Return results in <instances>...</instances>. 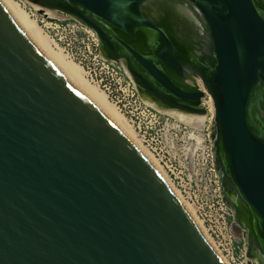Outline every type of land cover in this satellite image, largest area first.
I'll return each mask as SVG.
<instances>
[{"label": "water", "instance_id": "water-1", "mask_svg": "<svg viewBox=\"0 0 264 264\" xmlns=\"http://www.w3.org/2000/svg\"><path fill=\"white\" fill-rule=\"evenodd\" d=\"M152 1L35 2L83 22L108 51L120 45L136 84L173 110L204 115L210 95L222 188L264 264V0H188L206 33L198 43L150 19ZM186 42L206 92L179 63ZM0 264H224L150 162L1 3Z\"/></svg>", "mask_w": 264, "mask_h": 264}, {"label": "built area", "instance_id": "built-area-1", "mask_svg": "<svg viewBox=\"0 0 264 264\" xmlns=\"http://www.w3.org/2000/svg\"><path fill=\"white\" fill-rule=\"evenodd\" d=\"M64 15L65 19L46 18L43 26L53 45L77 63L84 77L127 118L182 198L194 208L224 259L229 264H248L234 231L233 210L223 196L210 129L199 131L148 104L123 65L104 55L98 34L77 18Z\"/></svg>", "mask_w": 264, "mask_h": 264}, {"label": "bare ground", "instance_id": "bare-ground-1", "mask_svg": "<svg viewBox=\"0 0 264 264\" xmlns=\"http://www.w3.org/2000/svg\"><path fill=\"white\" fill-rule=\"evenodd\" d=\"M0 3L42 56L61 74L68 84L90 102L99 112H101L150 162L188 211L223 263L226 264L216 246L206 234L202 222L197 218L193 207L187 203L174 188L162 165L139 140L134 128L128 122L127 118L108 102L105 94L98 87L91 84L84 77L83 70L77 63L69 59L62 50H58L53 45L52 41L45 34L43 28L39 25L36 19H33L30 13H28L18 2L15 0H0ZM143 10L150 19L171 27L180 37H189L196 41V43L203 39L205 40L206 38L202 16L198 9L188 0L152 1L147 3ZM201 81L202 80L198 75L193 72L188 73L189 85L202 90ZM147 103L150 104L149 102ZM150 105L152 106V104ZM179 118L185 122H195L197 119L196 116L187 114H180ZM199 119L201 123L204 122V118ZM198 124L197 128L201 127L200 125L198 126ZM232 199L235 203L237 202V196L234 193L232 194Z\"/></svg>", "mask_w": 264, "mask_h": 264}, {"label": "rangeland", "instance_id": "rangeland-1", "mask_svg": "<svg viewBox=\"0 0 264 264\" xmlns=\"http://www.w3.org/2000/svg\"><path fill=\"white\" fill-rule=\"evenodd\" d=\"M16 2H18L28 13L30 14H33L34 17H32L33 19H36L38 20L39 22L42 21L43 23H39V25L43 28V26L46 25L47 23V20L46 18L48 17H51V18H54V19H65L66 16L58 11H55V10H51V9H48V8H45L43 6H40L39 4H37L35 1L33 0H15ZM202 83V81H201ZM202 90H205V87L202 83ZM207 94V93H206ZM203 105H204V108L207 109V113L204 114V115H200V114H194V113H188V112H182V111H178V110H173V109H170V110H165V109H161L159 108L158 106L157 109H159L161 112H164L170 116H172L175 120L187 125V126H190V127H193L199 131H204L205 129H210V131L212 132V135H213V138L215 136V111H214V106H213V101L210 97V95L207 94L206 98L204 99L203 101ZM153 106V105H152ZM155 107V106H153ZM155 107V108H156ZM178 113V114H177ZM180 114H187V115H194L197 117L196 121L195 122H185L183 120H181L179 118V115ZM199 118H204V122L201 123L199 120ZM181 120V121H180ZM199 121V122H198ZM192 123V124H191ZM200 123V124H198ZM196 124V125H195ZM197 124L198 126L200 125L201 127H198L197 128ZM158 161L159 159L156 158ZM159 163L162 165L164 171L166 172L163 164L159 161ZM167 174V172H166ZM168 176V175H167ZM169 178V177H168ZM170 179V178H169ZM171 181V180H170ZM172 183V181H171ZM172 185L174 186V184L172 183ZM174 188L176 189V187L174 186ZM177 190V189H176ZM223 190V196L225 195V190L222 188ZM178 193L180 194L179 190H177ZM181 196V194H180ZM182 197V196H181ZM227 202V201H226ZM188 203V202H187ZM227 204L229 205V203L227 202ZM230 206V205H229ZM230 208L233 210V214H234V219H235V224H234V231L236 233V236H237V239L239 241V244L240 246L244 249V252L247 253V256H246V260L247 262H249L250 259H252L256 264H260L256 258V254L254 252L251 253V255L249 254V239H248V236H246V233L243 232V229L240 227L237 226V216L235 214V211H234V208H232L230 206ZM194 209V208H193ZM195 211V210H194ZM196 214V213H195ZM197 216V215H196ZM198 218V217H197ZM213 242V241H212ZM218 250V249H217ZM219 252V251H218ZM220 253V252H219ZM221 255V253H220ZM222 256V255H221ZM222 258L224 259V257L222 256ZM224 261L226 262V264H229V262H227L225 259Z\"/></svg>", "mask_w": 264, "mask_h": 264}, {"label": "flooded vegetation", "instance_id": "flooded-vegetation-1", "mask_svg": "<svg viewBox=\"0 0 264 264\" xmlns=\"http://www.w3.org/2000/svg\"><path fill=\"white\" fill-rule=\"evenodd\" d=\"M33 1H37V0H33ZM61 13V12H60ZM129 42V41H128ZM186 46V47H185ZM103 53L104 55L107 57V58H119V62L123 65V67L127 70V67H128V61L125 59V50L120 46V45H117L116 46V50L115 52H110L108 51L106 48H104L103 46ZM186 54V55H185ZM189 54V44L186 42V44H184V48H182L180 50V55H178V60H179V63L182 65V67L189 72H193L194 74H196L195 72V69L191 68L190 67V64L188 62V58H187V55ZM186 56V57H185ZM186 62V63H185ZM185 65V66H184ZM128 71V70H127ZM197 75V74H196ZM175 80H177L176 77H174ZM188 82V81H187ZM136 83V82H135ZM137 85V84H136ZM137 88L139 90V93L141 94V96L147 101L149 102L150 104L152 105H155V106H158L159 108L161 109H165V110H170V109H173L171 104L166 100V99H163L162 97H160V95L156 94V91L155 93L154 92H150V91H146L144 90L140 85H137ZM230 188V187H229ZM225 190V195H224V198L225 200L229 203V205L232 207V206H235V214L237 216V226L240 228L243 229V232L246 233V236H248V232L246 231L245 229V223L246 220H245V217H244V213H245V210L243 208L242 205H238V203L234 202L233 199H232V194H233V190L231 189H224Z\"/></svg>", "mask_w": 264, "mask_h": 264}, {"label": "crops", "instance_id": "crops-1", "mask_svg": "<svg viewBox=\"0 0 264 264\" xmlns=\"http://www.w3.org/2000/svg\"><path fill=\"white\" fill-rule=\"evenodd\" d=\"M249 254L251 255L252 253V250L249 249ZM248 264H256L252 259L249 260Z\"/></svg>", "mask_w": 264, "mask_h": 264}]
</instances>
